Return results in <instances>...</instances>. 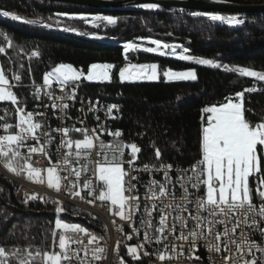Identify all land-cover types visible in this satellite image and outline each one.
Returning <instances> with one entry per match:
<instances>
[{"label": "trees", "instance_id": "1", "mask_svg": "<svg viewBox=\"0 0 264 264\" xmlns=\"http://www.w3.org/2000/svg\"><path fill=\"white\" fill-rule=\"evenodd\" d=\"M238 3H263L264 0H226ZM8 11L24 23L0 15V69L9 79L21 77V85L11 87L18 103L0 102L3 121H14L17 108H30V80L40 82L42 74L59 63L81 66L85 71L94 63L113 65L111 79L105 82L86 83L82 94L91 99H101L118 104L120 118L114 122L122 133L125 144L135 143L139 164H160L155 148L161 150L165 164L186 167L201 159V128L207 107L220 106L229 99L244 93V115L253 126L264 122V80H255L240 74L202 67L193 62L161 56L148 51L122 54V46L139 41L156 40L167 45H178L194 58L218 60L227 65H237L264 73V13L244 16L243 25L218 26L209 17L177 10L160 13L101 11L45 0H0V13ZM87 13L113 17L117 22L109 25L100 20L90 25L64 18L59 14ZM60 16V17H59ZM242 18V16H236ZM45 25L59 26L57 30ZM67 27L69 31L62 30ZM77 29V30H71ZM87 31L82 36L74 31ZM73 31V32H72ZM91 35L104 36L110 42L96 40ZM22 50V54L19 53ZM35 52L31 59L25 55ZM126 63L156 64L155 81L121 82L118 72ZM194 70L197 79L166 82L167 70ZM254 89L255 91H246ZM15 147V146H14ZM262 170H264L263 159ZM1 167L10 173L0 159ZM20 169L24 165L15 160ZM13 174V173H10ZM253 189V188H252ZM254 192V202L264 203ZM60 206L65 209L56 213ZM78 224L101 240H106V230L99 219H88L65 203H49L40 199H17L12 184L0 175V247L5 248L7 264H20L29 259L31 264H42L37 251L55 252L58 248L56 219ZM57 236H53V231ZM124 250V247H120ZM33 253L32 257L27 252ZM202 254V253H201ZM127 264L144 262L126 261Z\"/></svg>", "mask_w": 264, "mask_h": 264}, {"label": "snow or ice", "instance_id": "2", "mask_svg": "<svg viewBox=\"0 0 264 264\" xmlns=\"http://www.w3.org/2000/svg\"><path fill=\"white\" fill-rule=\"evenodd\" d=\"M144 8H157V4H144L141 5ZM3 17L11 16L13 20H20L24 23H35L34 21L23 20L20 16L12 14L8 11L0 13ZM199 15V14H197ZM208 15L212 21L227 22L235 25H242L243 19H238L235 16L222 17L216 14ZM80 19H86L81 16ZM95 19L106 20L109 25L116 24V20L113 17H96ZM152 44L156 45V48L145 49L148 52H155L161 47V42L153 40ZM127 48H133L134 45L128 44ZM164 48L169 47L163 45ZM4 49L0 48V52ZM187 51V50H185ZM37 55V53H33ZM181 60H193L201 65H211L219 67L212 60L194 58L189 55L179 56ZM136 68L137 66H132ZM113 68L111 64H93L90 66L89 73L86 77L89 81H106L110 80L109 70ZM150 68V74H144L146 69ZM230 71H237L240 75L255 77L258 80H264V73L250 70L247 68H234L228 69ZM138 75L133 77L128 68L122 69L119 72L121 82L133 79H147L156 80L157 65H140L138 66ZM83 73L75 70L71 65L60 64L55 67L51 72L46 73L43 77V85L51 87L53 80L61 85L67 86L70 82L80 80ZM163 75L169 80H196L197 75L194 70L187 71H173L171 69L165 71ZM15 79L19 81L20 76H16ZM9 81L6 78L4 70L0 69V101H11L12 104H17V96L13 94L9 87ZM39 91V89H37ZM246 91H255L249 89ZM49 99H52V94L47 93ZM240 97L239 102H233L231 99L227 103L220 106L207 107L203 111L210 113L207 117V126L202 130L201 139V151L202 158L191 166V171L195 173L194 176H185L187 170L178 169L176 171V178L173 181L170 173L173 172V165L165 164L161 160V150L155 148V157L161 163L150 166L144 165L142 169L134 168L133 165L137 159V153L141 149L135 144L130 145H118L114 149L115 153L110 160L105 154V159L101 163L96 162V168L94 174L98 180L103 183V187L100 189L99 194L97 188L91 184V182L84 183V189H86V196H92L94 199L88 200V203H94L95 200L103 202H109L110 206L115 208L114 215L119 216L121 221H131L135 214L141 209V200L138 195L136 185L132 183L133 180H138L137 175H133V172H163L164 180L158 181L152 179L146 185L145 203L143 205L144 219H141L140 223L145 225V231L143 234V240L145 243L157 244L167 241L169 235H173L179 231V235L175 237L176 240L184 241L189 244L191 248H195L197 241L208 240V237H213L218 243H207L205 245L209 252L215 251L217 253L223 252L224 264H264V256L257 258L254 255V250L264 254V248H261L254 240H250L247 236L243 241L238 242L235 238L237 229L243 224L245 227L258 229L262 238H264V204H261L258 208L254 202V192L250 187L249 178L254 177L256 179L255 195L259 197L261 201H264V170H262L261 156L258 155V145L264 146V122L252 125L246 120L243 105L244 93H237ZM38 98V97H36ZM58 100H63L64 97H56ZM69 99H75V95L69 97ZM48 107V105H45ZM53 109H59L64 113V117L67 116V110L70 105L67 103L51 105ZM113 109H117L116 105L108 107V113H111ZM95 111V107L90 105L89 109ZM16 114L19 117V122L16 125H10L5 123L3 128L7 134L0 135V159L4 162V167L15 175L26 174L27 179L36 183H45L42 176L41 169L33 167L30 162L31 154L40 153L48 155L46 144H51L54 138L48 133L43 132L46 125L34 120L35 116H44L45 113H33L25 112L23 108H17ZM0 119H3L0 117ZM83 121H81L82 123ZM18 128V132H13V128ZM41 131L47 139L42 143L41 138L37 136V132ZM53 132H59L64 138L60 144L57 145V149L65 147L67 149H76V157H80L82 152H87L95 147L94 141L97 137L88 135V130L85 128H57L53 129ZM95 130H93L94 132ZM71 132L81 133L83 139L72 140L70 138ZM115 137H120L122 133L117 130L110 133ZM35 140L39 146L26 145V141ZM15 146V147H14ZM28 147V156L25 157V165L18 169L15 166V160L21 156V153L17 150L20 147ZM101 148L105 145L101 142ZM130 147L131 158L127 161L121 159L124 156L123 149ZM72 156V152H68L65 156V162L68 163V157ZM125 163L129 166L125 168ZM81 170L86 171L87 165H82ZM70 175H75L77 179L80 177V171L73 169ZM61 177L58 175V169L55 166L47 168V187L55 189L57 192L62 190ZM68 179V177H63ZM180 185L182 194L179 199L181 203H174L177 200L175 186ZM190 184L192 188L200 191L205 189L204 195L197 196L195 200V211L193 212L187 205L193 203L189 198L192 194L189 193L187 185ZM75 182H70L69 185H63V190H67L70 195L85 199V196H81V192L75 190ZM127 193V195H126ZM37 196H29L24 200V203H28V200H36ZM40 199H43L42 197ZM157 201L159 204H157ZM165 201H168L165 203ZM58 203V201H54ZM171 210V211H169ZM56 213L65 211L63 207L58 206L55 209ZM157 213L159 216L158 223H154L153 213ZM175 212L176 215H172ZM182 213H188L187 216ZM171 217V219H169ZM259 217V220L256 219ZM251 219V223L249 220ZM193 223L194 228H189V224ZM231 225V227L229 226ZM222 228V230H220ZM55 229L60 230L58 234V248L59 251L55 252H39L35 255L42 256V264H71L73 256L79 260L78 252H74L72 244L83 245L84 240L80 234L83 233L84 237L88 238V244L91 245L97 240V236L89 232L78 224H69L63 222L61 219H56ZM185 229H188L185 232ZM149 230L152 231V235L149 234ZM138 232V229H134ZM70 234V235H69ZM243 235V233H242ZM53 236H57V232L53 231ZM131 239V236L128 237ZM235 246V253H233L232 246ZM144 244H140L135 247L128 248V253L135 260H140V249H143ZM167 248L168 245L165 244ZM184 245L171 246V252L175 253V259H179V256L183 254L182 251H177V248L183 249ZM85 255H87V248L83 249ZM104 249L97 247L93 250V258L97 261L103 257L100 253H103ZM145 256L150 255L148 252L143 253ZM8 252L5 248L0 247V258H6ZM28 257H32L33 253L28 251ZM174 257L173 255H165L163 252L158 254V260L160 262H168L171 264ZM195 259L199 260L200 257L196 256ZM0 264H7L6 259H0ZM20 264H31L29 259L20 261ZM80 264H88L85 260H80ZM121 264H124L121 261Z\"/></svg>", "mask_w": 264, "mask_h": 264}, {"label": "built area", "instance_id": "3", "mask_svg": "<svg viewBox=\"0 0 264 264\" xmlns=\"http://www.w3.org/2000/svg\"><path fill=\"white\" fill-rule=\"evenodd\" d=\"M72 18L80 19L81 16L86 17L85 23H89L95 20L96 16L93 14H76L70 15ZM245 21L246 19L243 18ZM106 21V20H103ZM156 46V45H155ZM136 47L128 48L127 50H135ZM166 48L161 45V47L157 51H164ZM22 54V50L19 51ZM34 52H30L25 55V58L31 59L35 55ZM170 54L178 55L179 53L173 47L170 48ZM182 55V53L180 54ZM99 65H104V63H96ZM60 65V64H58ZM56 65L55 67H57ZM69 65V64H65ZM93 65V64H92ZM75 70L78 72L83 73L80 80L75 82H70L67 86L61 85L55 80H53L51 87H46L43 85V77L46 73L51 71H45L42 74V78L40 82H33L30 80L28 83V90L29 95L32 98V105L30 108L22 107L25 112H33L34 114L45 113L44 116H35L34 120L41 122L42 124L46 125L43 129V132H48L53 138V142L51 144H46V148L48 151V155H43L40 153L31 154L30 159L27 162H30L33 167L41 169L42 176L44 177L45 183H36L27 179L26 174L21 173V175L10 174L6 170H4L0 165V175L5 178L8 182L12 184L13 191L19 200H26L29 196L36 195L38 199L45 202L54 203V201H58L59 203H65L72 206L77 212L84 214L88 219H99L106 230V240H101L97 236V240L89 245L88 238L84 237V234L81 233L80 236L83 238L84 243L83 245L72 244V249L74 252H78L79 260L76 256H73L71 264H80V260H85L88 264H121V261L124 264H127L126 261H135L132 256L128 253V248L135 247L140 244H144L143 249H140V260L144 262V264H162L158 260V254L163 252L165 255H173L174 259L171 264H224L223 256L225 253L223 250L219 253L212 251L209 252L205 245L207 243L216 244L218 243L215 241L213 237H208V240H199L196 243L195 248H191L188 243L180 240H176L175 237L179 235V231L173 235H169L167 241L161 244H157L154 241L152 243H145L143 240V234L145 231V225L140 223L141 219H144L143 215V205L148 203L145 201V192H146V185L152 179H156L158 181H163L164 176L163 172H156V171H149V172H133V175L138 176V180H133L132 183L136 185L138 195L140 196L141 200V209L138 211L131 221H121L119 216L114 215L116 211L115 208L111 207L108 202H101L98 199L95 200L94 203H88V200L94 199L92 196H86V189H84L85 182H91L93 186L97 188L96 195L99 194L100 189L103 187V183L100 182L97 176L94 174L96 168V162H103L105 159V154L107 155L108 159H112L114 155L118 156V153L114 152L116 146L124 144L122 136L115 137L110 133H113L117 130L121 132V130L114 126V122L118 121L120 118V112L118 108V104L114 102H106L101 99H91L90 97L84 96L81 92L82 87L86 83H95V82H102V81H89L86 79L90 66L85 71L81 66H73ZM54 67V68H55ZM110 78L111 74L109 72ZM18 76L17 74L13 77V84L14 85H21V79L17 81L15 77ZM39 89V91H37ZM47 93L52 94V99H49ZM75 95V99H69L70 96ZM64 97V99L58 100L56 97ZM38 97V98H36ZM53 103L61 104L67 103L70 105L69 109L67 110V116L70 118H65L64 113L61 112L59 109H53L51 105ZM48 105V107H45ZM92 105L95 107V111H89V106ZM111 105H116L117 109H113L111 113H108L107 109ZM0 117L3 118L0 110ZM81 121H83L81 123ZM19 122V117L15 114V120L10 121H3L0 119V135L7 134L3 128L5 123L10 125H16ZM63 127H75V128H85L88 130V135H93L97 137L94 141L95 147L92 150H88L87 152H82L80 157H76L75 152L76 149L73 147L72 149H67L65 147H60L59 150L57 149V145L60 144L61 140L64 139L59 132H53V129L63 128ZM93 130H95L93 132ZM13 132H18V128H13ZM37 136L41 138V142L43 143L47 137L43 135L41 131H38ZM70 138L72 140L83 139L81 133L71 132ZM101 142L105 145L104 148L100 147ZM31 144L32 146H39L35 140H28L26 141V145ZM21 156L19 157L22 163L25 165L26 160L25 157L28 156V147H20L17 149ZM72 152V156L68 157V163L65 162V156L68 152ZM124 156L121 158L124 161H127L131 158V151L129 148H124ZM196 164V162L190 164L186 167H180L173 165V172L170 173L172 176L173 181L176 178V171L178 169L187 170L184 175L187 176H194L195 173L191 171V166ZM82 165H87V170H81ZM146 164H139L136 162L133 165L134 168L142 169L143 166ZM150 166L159 165V164H147ZM172 165V164H171ZM55 166L58 169V175L62 178V190L57 192L55 189H51L47 187V168ZM125 168L128 169V165L125 163ZM75 169L76 171H80V177L77 179L75 175H70L71 171ZM63 177H68V179H63ZM70 182H75L77 191L81 192V196H85V199H81L80 197H76L70 195L67 190H63V185H69ZM189 193L192 195L189 197L193 203L187 205L193 212L195 211V200L197 196L204 195L203 188L198 191L195 188H192L190 184L187 185ZM177 200L174 203H181L179 197L182 194V190L180 189V185L176 184L175 186ZM127 195V193H126ZM168 201H165L167 203ZM157 204L159 202L157 201ZM257 208L264 204L255 202ZM171 211V210H169ZM183 215L187 216L188 213H182ZM172 215H176L175 212ZM154 223H158L159 216L157 213H153ZM171 219V217H169ZM259 220V217H256ZM251 223V219L249 220ZM231 227V225H229ZM261 226H264L262 224ZM189 228H194V224L190 222ZM134 229H138L134 231ZM222 230V228L220 229ZM188 229H185L187 232ZM243 233V235H242ZM149 234L152 235V231L149 230ZM70 235V234H69ZM131 236V239L128 237ZM247 236L250 240H254L257 244L260 245L261 248H264V238L261 237L258 229L248 228L241 224V227L237 229L235 234V238L238 242L243 241L244 237ZM175 243L176 245L183 244V249L177 248V251H182L183 254L179 256V259H175L176 254L171 252V246ZM165 244L168 247H165ZM87 248V255H85L84 248ZM97 247L103 248V253L100 255L103 257L101 260L97 261L93 258V250ZM120 247H124V250H120ZM233 253H235V246H232ZM148 252L150 255L145 256L143 253ZM202 253V254H201ZM254 255L257 258H261L264 256L261 252L254 250ZM196 256H199L200 259H195ZM4 259V258H0ZM67 264V262H65ZM163 264H168V262H163Z\"/></svg>", "mask_w": 264, "mask_h": 264}, {"label": "water", "instance_id": "4", "mask_svg": "<svg viewBox=\"0 0 264 264\" xmlns=\"http://www.w3.org/2000/svg\"><path fill=\"white\" fill-rule=\"evenodd\" d=\"M101 11H126L160 13L166 10H177L196 13L199 16L216 14L222 17L252 16L264 13V3H238L226 0H45ZM144 4H157V8H144ZM218 26L228 23L213 21Z\"/></svg>", "mask_w": 264, "mask_h": 264}, {"label": "rangeland", "instance_id": "5", "mask_svg": "<svg viewBox=\"0 0 264 264\" xmlns=\"http://www.w3.org/2000/svg\"><path fill=\"white\" fill-rule=\"evenodd\" d=\"M264 3V2H263ZM60 17V16H59ZM7 18H9V19H11V16H9V17H7ZM62 18V17H61ZM210 19V18H209ZM11 20H13V19H11ZM15 21H19V22H21L20 20H15ZM228 25L230 26V25H233V24H231V23H228ZM47 28H49V29H52V30H57L58 29V27L59 26H57V27H55V26H52V25H45ZM62 28V30H64V31H69L70 32V30H68V29H66L67 27H65V26H63V27H61ZM71 30H77V29H71ZM73 32V31H72ZM78 32L80 33V35H82V36H88V34H87V31H83V30H78ZM93 38H95L96 40H99V41H103V42H110V41H112L111 39H109V38H106V37H104V36H98V35H94L93 36ZM128 44H133V43H128ZM128 44H124V49L125 50H127L128 48L126 47ZM134 46H136L137 47V49H140V47H142L143 49H147V48H153L155 45H153L152 43H151V40H145V41H139V43H135V44H133ZM185 48H183V47H181L180 46V50L178 51L179 52V56H181L180 54L182 53V55H187V53L185 52V50H184ZM20 51V50H19ZM137 51H139V50H137ZM34 52V51H33ZM151 53H154V54H156L155 52H151ZM166 53L167 54H169V55H171L170 53H169V49L168 50H166ZM28 54V53H27ZM167 54L165 55V56H167ZM173 56V55H172ZM179 56L178 55H176V59L177 58H179ZM200 59H205V58H200ZM209 60H212V59H209ZM185 61H189V62H193V63H195V64H197V65H200V66H202V67H206V68H211V69H218V70H223V71H227V72H232V73H236V74H240L239 72H237V71H230V70H228V69H234V68H246V67H241V66H237V65H227V64H225V63H222V62H220V61H218V60H212L215 64H217V65H219V67H214V66H211V65H201V64H198V63H196V61L195 60H185ZM137 64H131V63H126V66L125 65H123V67H122V69H125V68H128L129 69V72H130V70H136V72H135V75L137 76L139 73H138V66H140V65H142V64H140V65H137V67L136 68H134V67H131L130 68V66H136ZM121 69V70H122ZM247 69H250V68H247ZM250 70H253V69H250ZM150 68L149 69H146L145 70V75L146 74H150ZM254 71H257V70H254ZM257 72H260V71H257ZM263 73V72H262ZM133 76V77H136V76ZM247 77H249V78H252V79H255V80H258L257 78H255V77H251V76H247ZM7 78V77H6ZM167 79V78H166ZM133 80H135V79H133ZM137 80V79H136ZM139 80H142V81H147V79H139ZM132 81V80H131ZM177 81V80H176ZM5 87H8V86H5ZM11 90V89H10ZM233 102H239L240 101V97L239 98H236L235 100H232ZM0 102H7V101H0ZM9 102H11V101H9ZM210 115V113H208L206 116H205V118H206V120L204 121V123H203V125H202V128H201V132H202V130H203V128L204 127H206L207 126V117ZM130 145V144H129ZM129 148V150L131 151V149H130V147H128ZM258 155H260L261 156V158L263 159V163H264V146H259L258 145ZM201 158H202V155H201ZM249 183H250V187L251 188H253L254 190L256 189V179L254 178V177H250L249 178ZM204 192H205V189H204ZM109 203V202H108ZM110 204V203H109Z\"/></svg>", "mask_w": 264, "mask_h": 264}, {"label": "crops", "instance_id": "6", "mask_svg": "<svg viewBox=\"0 0 264 264\" xmlns=\"http://www.w3.org/2000/svg\"><path fill=\"white\" fill-rule=\"evenodd\" d=\"M193 60H195V59H193ZM185 71H187V70H185ZM165 80H167V81H169L168 79H166V77H165ZM227 103V102H226ZM208 113H206V115H207ZM205 120H206V118H205Z\"/></svg>", "mask_w": 264, "mask_h": 264}, {"label": "bare ground", "instance_id": "7", "mask_svg": "<svg viewBox=\"0 0 264 264\" xmlns=\"http://www.w3.org/2000/svg\"><path fill=\"white\" fill-rule=\"evenodd\" d=\"M219 22V21H218ZM227 23V22H226Z\"/></svg>", "mask_w": 264, "mask_h": 264}]
</instances>
